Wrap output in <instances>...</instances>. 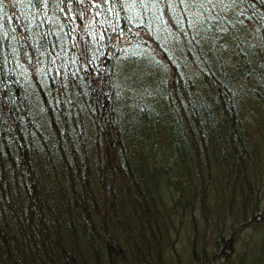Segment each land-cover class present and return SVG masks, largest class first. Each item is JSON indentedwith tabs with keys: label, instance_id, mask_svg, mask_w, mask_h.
<instances>
[{
	"label": "trees",
	"instance_id": "obj_1",
	"mask_svg": "<svg viewBox=\"0 0 264 264\" xmlns=\"http://www.w3.org/2000/svg\"><path fill=\"white\" fill-rule=\"evenodd\" d=\"M0 264H264V0H0Z\"/></svg>",
	"mask_w": 264,
	"mask_h": 264
},
{
	"label": "bare ground",
	"instance_id": "obj_2",
	"mask_svg": "<svg viewBox=\"0 0 264 264\" xmlns=\"http://www.w3.org/2000/svg\"><path fill=\"white\" fill-rule=\"evenodd\" d=\"M20 15V14H19ZM20 17V16H19ZM11 19H12V17H10ZM16 19V18H15ZM18 20V19H17ZM19 20H20V18H19ZM13 21V20H12ZM18 22V21H17ZM21 23V22H20ZM19 24V23H18ZM17 25V24H16ZM20 25V24H19ZM23 26V25H22ZM12 27V26H11ZM19 28V27H18ZM23 28V27H22ZM19 29H21V28H19ZM24 29V28H23ZM22 29V30H23ZM65 123H66V121H65ZM66 125V124H65ZM64 158V157H63Z\"/></svg>",
	"mask_w": 264,
	"mask_h": 264
}]
</instances>
